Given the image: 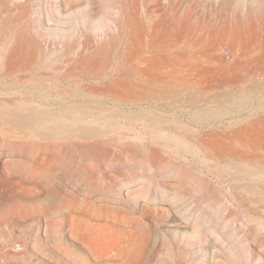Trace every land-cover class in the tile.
Here are the masks:
<instances>
[{
	"label": "rangeland",
	"instance_id": "obj_1",
	"mask_svg": "<svg viewBox=\"0 0 264 264\" xmlns=\"http://www.w3.org/2000/svg\"><path fill=\"white\" fill-rule=\"evenodd\" d=\"M251 92L244 108L234 104ZM80 93L96 109L104 103L99 124L119 107L135 119L143 109L208 135L207 145L248 132L264 150V0H0V112L57 114ZM197 112L208 120L201 126L190 124ZM8 120L0 121V264H127L137 230L149 231L139 264H176L193 233L178 225L196 213L190 195L173 192L176 178L166 186L173 201L150 205L142 189L133 195L147 177L108 167L102 140L113 131L89 138ZM122 129L116 136H132ZM221 150L223 163L249 154ZM263 210L239 225L264 229ZM253 239V263L264 264V241ZM207 243L186 245L181 264H222L223 243Z\"/></svg>",
	"mask_w": 264,
	"mask_h": 264
},
{
	"label": "bare ground",
	"instance_id": "obj_2",
	"mask_svg": "<svg viewBox=\"0 0 264 264\" xmlns=\"http://www.w3.org/2000/svg\"><path fill=\"white\" fill-rule=\"evenodd\" d=\"M109 29L110 27H107L105 35L108 40H111L112 32ZM148 82L151 83V81ZM251 93L237 95L234 104L244 108L248 101L252 102L254 96L253 92ZM78 96L81 97V102L72 106L62 103L63 108L57 114L44 110L38 111V109L24 111L22 107L11 109L3 105L0 121L28 118L36 123L38 129L47 133L67 130L73 134L79 132V135L89 138L113 131L114 135H108L102 140L106 156H109L108 167L112 170L125 167L130 176L137 178L143 175L149 182V184L146 181L141 183V188L134 190L133 195H136V192L138 195L142 189L141 194L146 195L145 199L147 198L146 201L148 200L150 205H153L155 200L159 203L167 202L169 199L173 201V198H169L172 193L166 190V186L170 182L167 179L176 178L177 183L175 182L173 192L176 191L178 195L181 192L190 195L194 202L193 211L196 212V216L192 211L194 215L190 213L189 218L185 217L187 221L189 219L190 221L180 222L178 225L182 228H192L193 233L186 236L185 244L178 247L176 264L182 263L178 255L180 254L179 257H181L186 245L201 244L204 241L212 247L217 245V241L223 243V246H219L220 250L217 248L220 251L219 255L221 254L220 263L222 264H256L253 261L259 251L250 249L248 243L255 234L257 239L253 240H258L259 247H263L261 245L264 241L263 224H258L259 227H255L257 225L255 224L253 226L255 228H251L248 222H244L248 224L245 227L239 225V221L241 219L242 222L251 221L254 216H263L261 209H264V150L262 141L258 137L248 132L243 133L238 137L237 143L232 135L219 134L217 140L222 145L220 148L213 147L207 145L208 135L189 130L183 121L169 120L155 112H141L143 109L138 111L139 117L135 119L133 116L125 115L122 107L112 113L111 116L115 117V119L111 118L112 123L105 122L106 118H103L105 121L99 124L97 118L103 117L106 111V107L102 106L104 103H99L96 109L94 104H90L92 100H88L85 94L80 93ZM91 106L92 108L95 106L96 111H93ZM90 117L92 120L88 121ZM207 121L201 113L197 112L190 120V124L201 126ZM139 124L143 125L141 130L136 129ZM123 127L133 131L131 137L116 136V134H123V131H120ZM223 145L239 153H245L247 150L249 154L246 162L235 163L232 157L231 161L223 163L221 150ZM250 148H252L251 151ZM151 168L152 171H150ZM155 190L157 191L154 192ZM176 193H174L175 196L173 195L174 198ZM155 210L156 215L161 216L162 209L160 210L157 206ZM252 229H255L254 232ZM132 241L127 249L126 263L139 264L148 246L149 231L137 230ZM263 253L261 251L259 255L262 256ZM168 259L169 255H165L163 262H168Z\"/></svg>",
	"mask_w": 264,
	"mask_h": 264
}]
</instances>
